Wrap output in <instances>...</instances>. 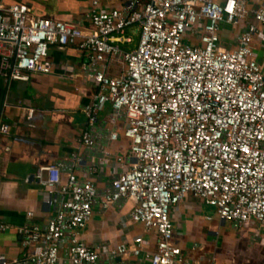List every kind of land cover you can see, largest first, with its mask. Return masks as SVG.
I'll use <instances>...</instances> for the list:
<instances>
[{
	"label": "built area",
	"instance_id": "2783aa9c",
	"mask_svg": "<svg viewBox=\"0 0 264 264\" xmlns=\"http://www.w3.org/2000/svg\"><path fill=\"white\" fill-rule=\"evenodd\" d=\"M249 15L254 22L236 47H222V24L238 25ZM89 18L88 28L35 16L26 4L0 6V74L7 81L50 74L51 46L88 51L87 75L98 93L83 108L89 128L82 142L96 146L92 130L111 104L114 121L127 122L131 163L104 193L63 162L41 167L36 177L56 212L45 225L19 229L32 253L22 261L0 255V264H98L100 252L77 234L97 203L106 210L135 202L131 218L158 231L157 249L146 251L137 238L110 254L144 256L150 264H198L174 242L171 213L190 195L213 207L222 221L264 226V68L253 48L259 26L264 28V0L252 10L246 0H126L112 9L94 0ZM136 28L137 46L122 48L118 42L132 43L126 33ZM110 56L124 60L125 74H107ZM9 132L8 124L0 125V134ZM119 137L112 131L109 140ZM11 228L0 219V232Z\"/></svg>",
	"mask_w": 264,
	"mask_h": 264
},
{
	"label": "crops",
	"instance_id": "0c3cea01",
	"mask_svg": "<svg viewBox=\"0 0 264 264\" xmlns=\"http://www.w3.org/2000/svg\"><path fill=\"white\" fill-rule=\"evenodd\" d=\"M94 0H0V6L26 4L35 16L47 17L90 27L89 14ZM252 10L258 0H246ZM126 0H99L100 7L122 8ZM251 15L238 25L223 23L221 45L236 47L237 39L249 23ZM254 37L255 57L264 68V28ZM132 43H121L133 49L140 39L138 28L129 29ZM137 41V44H135ZM50 74H27L24 80L7 81L6 95L0 112V125L8 124L10 132L0 134V219L11 229L0 232V255L8 260L25 259L33 247L23 243L19 229L26 224L45 225L55 214L49 205L47 189L36 177L41 167L58 162L68 165L82 180H92L104 193L125 166L131 162L130 140L124 136L125 119H113L112 105L99 114L92 130L96 146L82 142L89 128L84 106L98 93L97 84L88 77L90 53L76 45H55L49 49ZM107 74L118 77L126 73L121 57L110 56ZM32 111V115H30ZM112 131L119 139L109 140ZM135 202L131 199L104 210L98 203L92 217L78 237L101 254L98 264H150L133 254L111 257L110 251L120 244L131 245L144 240L146 251L157 249L159 234L131 218ZM33 213L29 217V213ZM174 242L188 260L198 264H264V226L253 220L243 226L222 221L216 210L190 195L172 213ZM31 264V263H17ZM60 264H64L61 262Z\"/></svg>",
	"mask_w": 264,
	"mask_h": 264
},
{
	"label": "trees",
	"instance_id": "16d2710c",
	"mask_svg": "<svg viewBox=\"0 0 264 264\" xmlns=\"http://www.w3.org/2000/svg\"><path fill=\"white\" fill-rule=\"evenodd\" d=\"M4 77L0 74V112L3 105L4 97L6 95V85L4 83Z\"/></svg>",
	"mask_w": 264,
	"mask_h": 264
},
{
	"label": "rangeland",
	"instance_id": "374dc122",
	"mask_svg": "<svg viewBox=\"0 0 264 264\" xmlns=\"http://www.w3.org/2000/svg\"><path fill=\"white\" fill-rule=\"evenodd\" d=\"M135 44H137V41H135Z\"/></svg>",
	"mask_w": 264,
	"mask_h": 264
}]
</instances>
